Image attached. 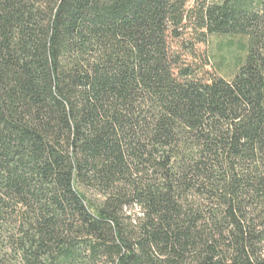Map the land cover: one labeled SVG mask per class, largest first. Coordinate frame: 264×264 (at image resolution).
<instances>
[{"label":"trees","instance_id":"obj_1","mask_svg":"<svg viewBox=\"0 0 264 264\" xmlns=\"http://www.w3.org/2000/svg\"><path fill=\"white\" fill-rule=\"evenodd\" d=\"M0 264H264V0H0Z\"/></svg>","mask_w":264,"mask_h":264},{"label":"rangeland","instance_id":"obj_2","mask_svg":"<svg viewBox=\"0 0 264 264\" xmlns=\"http://www.w3.org/2000/svg\"><path fill=\"white\" fill-rule=\"evenodd\" d=\"M211 1V0H208ZM184 42H183V51L184 53L187 55L188 53H193V58L191 55L187 56V60L188 62H192L194 63L196 61V63H198L199 65H204L205 62L209 59L210 63L216 64L219 66V63L222 61V56L219 54L220 53V47H219V43L216 40H211L206 39V42H201L198 43V41H204V38H200V40H198L196 38V34L193 33H188L186 34V37L184 38ZM176 44L175 43V49H176ZM225 58H227V61L229 63L230 58V53H225ZM224 61V60H223ZM223 61H222V65H223ZM226 64V62L224 61V65ZM229 63L227 66L223 67V74H227L229 75L230 73H232V67H230ZM197 65V64H196ZM208 71L213 72V70L208 67L207 68Z\"/></svg>","mask_w":264,"mask_h":264}]
</instances>
